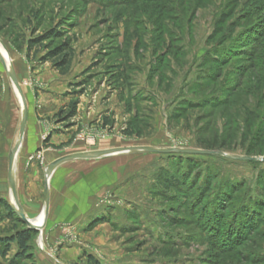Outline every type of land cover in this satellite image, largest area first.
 Listing matches in <instances>:
<instances>
[{
	"label": "rangeland",
	"instance_id": "1",
	"mask_svg": "<svg viewBox=\"0 0 264 264\" xmlns=\"http://www.w3.org/2000/svg\"><path fill=\"white\" fill-rule=\"evenodd\" d=\"M255 1L0 0V45L20 79L26 123L40 115L50 128L30 163L162 150L82 168L74 188L93 192L102 211L79 240V264H264V162L228 158H264V3ZM49 32L55 38L28 49ZM64 42L74 54L61 75L42 59ZM8 80L0 64V81ZM71 101L76 116L64 121ZM13 105L1 120L3 177L21 123L17 97ZM244 225L240 246L225 253L222 234ZM17 229L16 214L0 216V235ZM29 244L42 245L36 235ZM10 248L0 264H35L34 248L17 262Z\"/></svg>",
	"mask_w": 264,
	"mask_h": 264
},
{
	"label": "crops",
	"instance_id": "2",
	"mask_svg": "<svg viewBox=\"0 0 264 264\" xmlns=\"http://www.w3.org/2000/svg\"><path fill=\"white\" fill-rule=\"evenodd\" d=\"M15 75L19 82L18 74L15 73ZM10 87L13 88L10 80L6 84H2L0 81V135L3 134L2 125L4 124L1 120L6 119V117L11 119L13 103L14 111L16 109V95L14 91V96L11 95ZM7 94L9 95V103L6 105L4 97ZM11 100L13 103H11ZM37 118L40 119L41 116L33 115L31 122L29 124L28 122L26 123L25 130L30 129V140L25 145V149H23L24 146L21 143V151H18L14 164L13 181L16 201L29 222L35 220L44 210L45 204L47 205L45 223L41 230L36 231V237L39 236V241L42 245L41 247H39V244L38 247L32 246V249L34 248V263L79 264L82 253L79 240L84 234H90L89 230L91 228L89 225L100 216L102 210L94 206L96 199L93 192H90L87 188L85 190H77L74 188V183L76 179H80L81 170H84L82 168H88V161L93 160H73L55 168L50 176L49 182L51 181V185L48 188V195L45 200L44 169L58 158L50 161L45 160L43 167H40L36 162H29V156L40 149L43 141L42 136L40 137L39 135H43L50 129H46L43 126L44 121H39ZM28 125L31 126L28 127ZM5 145V143L0 141V152L5 149ZM13 148H7L5 152L6 169L4 177L0 174V200L3 201V203H0V216L6 222L11 221L16 214L8 176V155ZM79 161L84 164H78L77 162ZM81 198L85 200L82 201ZM18 223L20 224V229L0 235V240L27 229L24 222L19 218ZM11 246L14 248H12V251L15 255L16 246L14 243L10 244L9 247ZM1 247L2 245L0 244V250Z\"/></svg>",
	"mask_w": 264,
	"mask_h": 264
},
{
	"label": "trees",
	"instance_id": "3",
	"mask_svg": "<svg viewBox=\"0 0 264 264\" xmlns=\"http://www.w3.org/2000/svg\"><path fill=\"white\" fill-rule=\"evenodd\" d=\"M257 2L259 3V0L255 1V3ZM260 2L264 3V0H260ZM223 23L224 20H219L218 29L216 28L218 32L221 31L220 28L223 25ZM229 32L233 33L234 29L231 28ZM53 33L54 32L46 33L44 36L39 37L37 41L34 40L28 45V49H31L32 47L37 45V43H42L43 41L52 40L53 37L55 38ZM47 51L48 53L44 56L42 61L52 63L54 69L58 73H60L61 75H66L71 69L73 54H74L73 49L64 42L59 47H55ZM255 56L256 57L252 59L254 63L255 61H259V59H257V55ZM77 103H78L77 101H71L69 103V105L67 106V112L62 117L64 121L70 120L76 116ZM105 125L108 126L109 125L108 122H105ZM125 134L127 136H131L133 133L131 132V130L130 131L127 130ZM248 162H253V161H248ZM246 227L247 226L244 225V227L242 228H236L233 231L228 230L227 232H224V234H222L223 236L222 241L218 243L219 247L226 248L227 250L225 253H229V252L231 253V251H233L236 247L240 246L241 243L240 237L241 234L244 233ZM36 233H37L36 231L26 229L24 231L17 232L16 234H14L9 238H4L0 240V244L2 245L0 250V255L2 257H5L8 251H10V247H9L10 244L14 243L16 246L14 262L23 260L28 255H31L30 253L32 251V247L30 246L29 242L32 239V237L36 235Z\"/></svg>",
	"mask_w": 264,
	"mask_h": 264
},
{
	"label": "water",
	"instance_id": "4",
	"mask_svg": "<svg viewBox=\"0 0 264 264\" xmlns=\"http://www.w3.org/2000/svg\"><path fill=\"white\" fill-rule=\"evenodd\" d=\"M0 64L3 68V70L5 71V73L7 74L12 87L14 90H16V92L18 93L19 97H20V101L23 104V113L21 115V123H20V129H19V137H18V143L15 146V148H13V150H11L9 152L8 155V176H9V182H10V187H11V192H12V199H13V207L14 210L16 212V215L18 216V218L20 220H22L24 222V224L26 225L27 229L33 230V231H39L42 229V226L44 225L45 222V218H46V212H47V205L45 204L44 206V221L43 224L41 226H36L34 224H32L31 222H29L26 219L25 214L23 213V211L21 210V208L19 207L17 201H16V197H15V187H14V181H13V169H14V164L16 161V157H17V153L19 150V147L22 143V139L24 137V133H25V127H26V120H27V109H26V104L24 103V99L22 96V91L20 88V84L16 78V75L14 74L12 67L11 69H7L5 61L3 60V58L0 56ZM153 152V153H160L162 152V150H157V149H151V148H133V149H115V150H107V151H98V152H93V153H85V154H76V155H69V156H64L61 158L56 159L55 161H53L52 163H50L47 167H46V180H45V189H44V194H45V200L47 199V195H48V181H47V177H50L52 172L54 171L55 168H57L58 166L69 162V161H73V160H79V159H97V158H101V157H106V156H110V155H114V154H124L125 152ZM167 152H186L188 154H196V155H223L220 154L219 152H210V151H183V150H168ZM225 156V155H224ZM230 159L233 160H242V161H253V162H264V158H253V157H246V158H241V157H228Z\"/></svg>",
	"mask_w": 264,
	"mask_h": 264
},
{
	"label": "bare ground",
	"instance_id": "5",
	"mask_svg": "<svg viewBox=\"0 0 264 264\" xmlns=\"http://www.w3.org/2000/svg\"><path fill=\"white\" fill-rule=\"evenodd\" d=\"M0 56L3 58V60L5 61L6 67L7 69H11V61L10 58L7 55V52L5 51V49L0 45ZM16 97L20 100V97L18 95V93L16 92V90H14ZM20 107H21V115L23 113V104L20 101ZM125 153H129V152H125ZM116 155V154H114ZM69 156V155H68ZM112 156V155H110ZM14 172V169H13ZM50 177H47V181H49ZM12 203V202H11ZM44 221V213L43 215L38 216L35 220L32 221V224L36 225V226H41L43 224ZM45 223V222H44Z\"/></svg>",
	"mask_w": 264,
	"mask_h": 264
},
{
	"label": "built area",
	"instance_id": "6",
	"mask_svg": "<svg viewBox=\"0 0 264 264\" xmlns=\"http://www.w3.org/2000/svg\"><path fill=\"white\" fill-rule=\"evenodd\" d=\"M42 163V161L40 162V164Z\"/></svg>",
	"mask_w": 264,
	"mask_h": 264
}]
</instances>
